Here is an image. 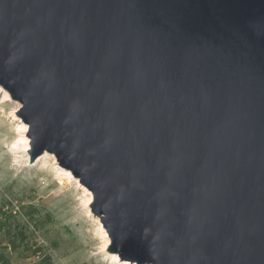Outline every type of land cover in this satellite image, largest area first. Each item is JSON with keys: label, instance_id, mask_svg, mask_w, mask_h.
Segmentation results:
<instances>
[{"label": "water", "instance_id": "95a60500", "mask_svg": "<svg viewBox=\"0 0 264 264\" xmlns=\"http://www.w3.org/2000/svg\"><path fill=\"white\" fill-rule=\"evenodd\" d=\"M0 86L134 264H264V0H0Z\"/></svg>", "mask_w": 264, "mask_h": 264}, {"label": "rangeland", "instance_id": "374dc122", "mask_svg": "<svg viewBox=\"0 0 264 264\" xmlns=\"http://www.w3.org/2000/svg\"><path fill=\"white\" fill-rule=\"evenodd\" d=\"M21 108L0 86V264H129L106 251L93 194L71 171L47 152L30 164Z\"/></svg>", "mask_w": 264, "mask_h": 264}, {"label": "bare ground", "instance_id": "6f19581e", "mask_svg": "<svg viewBox=\"0 0 264 264\" xmlns=\"http://www.w3.org/2000/svg\"><path fill=\"white\" fill-rule=\"evenodd\" d=\"M8 96V95H7ZM9 99V98H8ZM22 130L26 133L27 132V128H26V126L24 127L23 126V128H22ZM91 201H92V195L89 197V199H88V205H90V203H91ZM104 233V236L106 237V233L105 232H103ZM107 242H108V244H109V239H107Z\"/></svg>", "mask_w": 264, "mask_h": 264}]
</instances>
